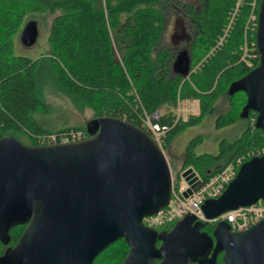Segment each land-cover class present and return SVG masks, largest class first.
Segmentation results:
<instances>
[{
    "label": "trees",
    "instance_id": "1",
    "mask_svg": "<svg viewBox=\"0 0 264 264\" xmlns=\"http://www.w3.org/2000/svg\"><path fill=\"white\" fill-rule=\"evenodd\" d=\"M178 1L0 0V136L25 137L26 143L39 145L53 143L51 135L55 143L71 131L89 135L85 125L43 123L49 108L41 96L38 73L45 66L55 87L76 107L91 108L92 117H120L148 132L141 119L161 110L158 122L166 128L161 148L178 131L215 113V101L225 96L228 106L216 114L215 126L240 124L239 133L221 139L215 153H195L196 137L183 147V168L192 166L203 179L239 155H248L246 161L253 153L260 154L264 133L254 127L256 113L250 110L247 117L239 116L245 92L227 93L233 79L258 63L254 34L260 0ZM174 2L193 28L186 74L160 43L164 13ZM43 13L54 14L46 52L36 58L14 54L13 36L29 16ZM183 99H197L198 113L176 118L173 108ZM173 224L156 228L168 231ZM214 225L207 222L202 230L211 234ZM24 227L9 229L7 243L0 242V254L14 246ZM127 251L128 245L119 238L101 250L93 264H121ZM216 264H222L220 255Z\"/></svg>",
    "mask_w": 264,
    "mask_h": 264
},
{
    "label": "water",
    "instance_id": "2",
    "mask_svg": "<svg viewBox=\"0 0 264 264\" xmlns=\"http://www.w3.org/2000/svg\"><path fill=\"white\" fill-rule=\"evenodd\" d=\"M256 25L258 63L233 79L227 93L245 92L239 116L254 111V127L264 133V0ZM19 35L33 45L36 21H26ZM188 65V57L179 55L175 67L186 74ZM85 128V138L39 145L0 136V242L7 243L11 227L25 225L14 246L0 254V264H93L119 238L128 245L121 264H216L219 254L222 264H264V217L242 231L221 220L211 234L191 214L168 231L145 225L143 217L170 202L172 170L161 147L120 117H91ZM190 171L183 172L188 183ZM258 199H264V154L244 161L201 208L210 219Z\"/></svg>",
    "mask_w": 264,
    "mask_h": 264
},
{
    "label": "rangeland",
    "instance_id": "3",
    "mask_svg": "<svg viewBox=\"0 0 264 264\" xmlns=\"http://www.w3.org/2000/svg\"><path fill=\"white\" fill-rule=\"evenodd\" d=\"M193 0H179L188 2ZM255 14H250L251 19ZM54 14L43 13L29 16L27 20L36 21L37 36L33 45H25L22 43L20 33L13 36V52L14 54L25 55L30 58H36L47 50V36ZM257 16V14H256ZM256 19V18H255ZM193 28L188 23L184 14L177 9L175 2L171 9H167L164 13V31L162 32L161 45L169 49L172 61L176 62L179 55L188 56V47L191 42ZM39 88L43 100L48 104V112L43 116V123L48 126L56 124L62 125H85L86 120L92 117V110L89 107L78 108L71 100L62 94L54 85L50 74L47 72L45 66H41L39 70ZM217 105L216 112L204 117L202 122L189 126L178 131L170 140L165 148H160L172 170V173L183 169L182 154L185 145L192 138H199L194 146L195 153L209 152L215 153L218 150V142L221 139L230 140L235 134L239 133L241 125H227L216 127L214 120L216 114L226 110L228 103L225 96L221 95L215 101ZM243 106V105H242ZM176 118L186 119L189 114H197L198 100L197 99H183L177 102L176 107L173 108ZM178 114V115H177ZM178 116V117H177ZM61 128L60 126H55ZM26 143L25 137L20 138ZM185 168V167H184Z\"/></svg>",
    "mask_w": 264,
    "mask_h": 264
},
{
    "label": "built area",
    "instance_id": "4",
    "mask_svg": "<svg viewBox=\"0 0 264 264\" xmlns=\"http://www.w3.org/2000/svg\"><path fill=\"white\" fill-rule=\"evenodd\" d=\"M161 110H154L151 113H145L141 119V124L145 127L150 136L161 147L162 140L165 136L166 128L164 125L159 124L158 119L161 116ZM178 115V114H177ZM178 117V116H177ZM85 138L82 131H71L69 135H63L60 137V141H71ZM50 141L55 143V137L51 135ZM258 153L253 155L264 154V148H261ZM248 156V155H247ZM245 155H239L234 160L226 163L221 169L214 174H210L209 177L203 179L198 172L192 166H186L183 169L177 170L172 173V185L171 193L168 204L159 210L154 215L143 217L142 221L145 225L156 228L165 222H176L182 218L185 214H191L195 220L202 222L216 223L224 220L228 223L230 230L242 231L255 224L264 217V199H258L256 202L250 205L239 206L234 209L224 211L213 218H206L201 204L208 198H215L221 194L224 187L228 182L233 179L237 173L236 169L247 158ZM191 167L189 178L193 179V182L188 183L183 174L184 170ZM196 183L194 187L191 184ZM190 188V193L185 196L183 193Z\"/></svg>",
    "mask_w": 264,
    "mask_h": 264
},
{
    "label": "flooded vegetation",
    "instance_id": "5",
    "mask_svg": "<svg viewBox=\"0 0 264 264\" xmlns=\"http://www.w3.org/2000/svg\"><path fill=\"white\" fill-rule=\"evenodd\" d=\"M157 244H159V242H157ZM219 255H221V254H219Z\"/></svg>",
    "mask_w": 264,
    "mask_h": 264
},
{
    "label": "crops",
    "instance_id": "6",
    "mask_svg": "<svg viewBox=\"0 0 264 264\" xmlns=\"http://www.w3.org/2000/svg\"><path fill=\"white\" fill-rule=\"evenodd\" d=\"M198 113V112H197Z\"/></svg>",
    "mask_w": 264,
    "mask_h": 264
}]
</instances>
